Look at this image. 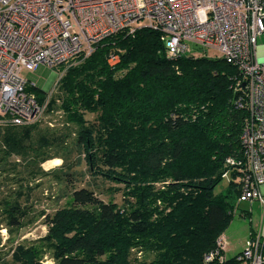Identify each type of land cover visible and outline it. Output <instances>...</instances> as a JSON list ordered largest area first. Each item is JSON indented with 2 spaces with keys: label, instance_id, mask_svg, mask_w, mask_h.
Wrapping results in <instances>:
<instances>
[{
  "label": "trees",
  "instance_id": "obj_1",
  "mask_svg": "<svg viewBox=\"0 0 264 264\" xmlns=\"http://www.w3.org/2000/svg\"><path fill=\"white\" fill-rule=\"evenodd\" d=\"M161 34L120 31L55 67L62 75L48 109L63 113L58 130L0 123V178L13 180L0 199V244L2 229L31 221L35 190L23 181L54 174L41 167L51 158L80 155L63 160L58 180L72 184L84 161L93 179L121 184L108 200L96 180L71 187L66 204L42 213L47 234L15 246L13 264H41L45 252L54 264H247L241 252L206 262L240 204L239 173L226 159L243 156L249 113L236 100H247L244 78L221 57L168 58ZM27 90L40 102L47 96ZM226 172L232 179L217 193Z\"/></svg>",
  "mask_w": 264,
  "mask_h": 264
},
{
  "label": "built area",
  "instance_id": "obj_2",
  "mask_svg": "<svg viewBox=\"0 0 264 264\" xmlns=\"http://www.w3.org/2000/svg\"><path fill=\"white\" fill-rule=\"evenodd\" d=\"M141 20L143 27L162 33L168 58L188 54L191 43L214 51L244 78L247 100H236V107L249 113L243 156L228 157L226 165L240 176L238 202L258 201L264 210V60L257 45L264 33V0H0V123L33 124L53 112L48 106L55 86L40 102L27 90L22 70L58 67L89 55L102 39L141 28L134 27ZM117 61L110 56L112 65ZM245 245L238 260L264 264V235L249 236ZM228 247L222 234L206 262L224 260Z\"/></svg>",
  "mask_w": 264,
  "mask_h": 264
},
{
  "label": "rangeland",
  "instance_id": "obj_3",
  "mask_svg": "<svg viewBox=\"0 0 264 264\" xmlns=\"http://www.w3.org/2000/svg\"><path fill=\"white\" fill-rule=\"evenodd\" d=\"M145 25L146 21L141 20L136 22L134 27H143ZM257 45L260 60H264V33L258 37ZM188 46V54L193 56H201L205 54L208 57H219L214 51L196 49V47L191 43H188ZM59 75L62 74L58 73V68L49 67L46 65H40L35 71H21V77L28 82L29 86L35 85L46 93H48V91L55 86ZM62 119L64 120L63 113L61 110H56L53 112H48L45 116V119L40 123L58 130V128L63 126ZM79 156L80 155L78 154H72L68 158H51L52 160L49 159V161L44 162L41 167L47 172L55 170L54 174L45 176L40 180L31 181V179H27L23 181L24 188L28 186L31 187L32 190H35V195H31L29 199V204L31 205L29 218H31V221L27 220L26 225L21 230L15 231L11 234L6 229V231H3V229L1 230L2 237L3 233L6 235L2 238V243L0 244V264H13L12 252L15 246L18 244H26L28 241L38 240L47 234L48 228L43 221L44 217L42 216V213H53L55 209L63 206L64 202L66 204L67 199L69 198V190L71 187L88 186L94 182L93 180H96V182L101 183L104 187L103 189L96 190V192L99 194L100 198L108 200L110 198V192L108 189L111 186L115 188L121 185L113 181L105 182L100 179L101 176H97L95 179H93V177L87 171V165L83 163L84 161L80 163L79 167L74 169L77 171L73 175L74 182L72 184L70 182H65L64 180H58L59 178H56L55 176H58V172L61 171L60 168L63 164V160L68 159L69 162H71ZM8 179H10V177L4 176L3 178H0V199L5 196V193L10 188H12L11 184H13V180L8 181ZM231 179V174H229L228 177H225L221 181L215 191L217 193L222 191L228 186ZM233 179L238 182L240 181V176L237 175V177ZM239 187L241 188L240 185ZM114 195L116 200L121 202V193H114ZM243 211H247L249 214L244 216L242 214L244 213ZM253 230H255L257 234L264 235L263 206L259 202H255L253 205H251L250 202H240L239 208L236 210L230 226L226 232L223 233L226 237L228 236L230 243L226 257H232L238 254L240 250L242 251L245 249L246 239ZM40 262L41 264H54L49 252H45L43 254Z\"/></svg>",
  "mask_w": 264,
  "mask_h": 264
},
{
  "label": "crops",
  "instance_id": "obj_4",
  "mask_svg": "<svg viewBox=\"0 0 264 264\" xmlns=\"http://www.w3.org/2000/svg\"><path fill=\"white\" fill-rule=\"evenodd\" d=\"M262 189H263L262 191L264 192V186L262 187ZM255 202H258V201L250 202V204L253 205ZM3 230H5V229H3ZM5 231H6V230H5ZM254 231H255V230H254ZM255 232H256V231H255ZM5 233H6V232H5ZM1 235H2V234H1ZM5 235H6V234L3 233V237H4ZM3 237H2V238H3ZM227 237H228V236H227ZM228 239H229V238H228ZM246 240H247V239H246ZM229 245H230V243H229ZM229 247H230V246H229ZM229 247H228L227 251L225 252V256H226V253H227L228 250H229ZM240 251H241V250H240Z\"/></svg>",
  "mask_w": 264,
  "mask_h": 264
},
{
  "label": "water",
  "instance_id": "obj_5",
  "mask_svg": "<svg viewBox=\"0 0 264 264\" xmlns=\"http://www.w3.org/2000/svg\"><path fill=\"white\" fill-rule=\"evenodd\" d=\"M243 85H245V83Z\"/></svg>",
  "mask_w": 264,
  "mask_h": 264
}]
</instances>
